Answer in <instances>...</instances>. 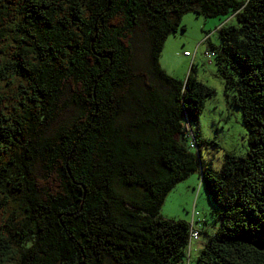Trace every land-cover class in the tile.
Returning a JSON list of instances; mask_svg holds the SVG:
<instances>
[{
  "label": "trees",
  "instance_id": "1",
  "mask_svg": "<svg viewBox=\"0 0 264 264\" xmlns=\"http://www.w3.org/2000/svg\"><path fill=\"white\" fill-rule=\"evenodd\" d=\"M186 13L224 18L207 52L249 137L218 171L192 127L215 91L160 64ZM196 172L209 235L160 213ZM191 229L195 264H264V0H0V264H185Z\"/></svg>",
  "mask_w": 264,
  "mask_h": 264
},
{
  "label": "rangeland",
  "instance_id": "2",
  "mask_svg": "<svg viewBox=\"0 0 264 264\" xmlns=\"http://www.w3.org/2000/svg\"><path fill=\"white\" fill-rule=\"evenodd\" d=\"M224 21L220 18H204L194 13H186L181 17L177 32L167 38L160 58V64L175 79H185L191 65H194L196 79L215 91L214 95L204 102V109L197 124L192 127L198 132V148L194 145V153L201 151V159L205 164L218 171L222 167V155L233 153L237 157L245 156L248 151V134L242 125L240 109L230 105L224 95V80L217 74L212 56L207 52L210 44L218 46L220 39L217 27ZM181 27L184 30H181ZM209 36L208 38H206ZM207 42V40H209ZM194 61L185 57V53H194ZM204 52L207 59L204 57ZM160 213L165 219L190 222L193 214L195 221L206 224L208 235L216 227L214 222L215 207L211 198L202 186L199 174L193 173L179 182L167 194ZM207 235L191 238L190 248L185 252V264H195L203 248Z\"/></svg>",
  "mask_w": 264,
  "mask_h": 264
},
{
  "label": "built area",
  "instance_id": "3",
  "mask_svg": "<svg viewBox=\"0 0 264 264\" xmlns=\"http://www.w3.org/2000/svg\"><path fill=\"white\" fill-rule=\"evenodd\" d=\"M208 54H210V53H208ZM185 55L186 56H188L189 55V53H185ZM211 56H212V54H210ZM208 58V57H207ZM191 138L193 139V137L191 136ZM194 144H195V141H191L190 142V144H189V148L190 149H194ZM199 236V233H198V231L196 230V229H191V238L193 239V238H196V237H198Z\"/></svg>",
  "mask_w": 264,
  "mask_h": 264
},
{
  "label": "water",
  "instance_id": "4",
  "mask_svg": "<svg viewBox=\"0 0 264 264\" xmlns=\"http://www.w3.org/2000/svg\"><path fill=\"white\" fill-rule=\"evenodd\" d=\"M93 97L95 98V95H93ZM69 216L71 215V214H68Z\"/></svg>",
  "mask_w": 264,
  "mask_h": 264
},
{
  "label": "bare ground",
  "instance_id": "5",
  "mask_svg": "<svg viewBox=\"0 0 264 264\" xmlns=\"http://www.w3.org/2000/svg\"><path fill=\"white\" fill-rule=\"evenodd\" d=\"M196 56V55H195Z\"/></svg>",
  "mask_w": 264,
  "mask_h": 264
}]
</instances>
